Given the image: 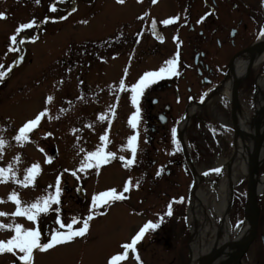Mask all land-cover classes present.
Wrapping results in <instances>:
<instances>
[{
    "label": "rangeland",
    "instance_id": "obj_1",
    "mask_svg": "<svg viewBox=\"0 0 264 264\" xmlns=\"http://www.w3.org/2000/svg\"><path fill=\"white\" fill-rule=\"evenodd\" d=\"M42 5L28 0H0V13L6 16L0 19V121L19 128L25 121L45 113L35 126V139L28 141L26 148L12 141L19 131H2L0 127V168H11L5 176L13 177L16 173L24 176L33 165H39L40 172L28 189L13 184L22 207L54 194L60 177L64 194L60 204L52 208L64 213L50 211L33 223L26 217H17L15 201L5 200L7 191L1 185L4 182H0V213H5L0 216V225L20 224L25 229L43 226L46 236L41 243H45L55 231H67L69 224L78 229L89 215L93 217L84 237L46 252L37 250L33 264H110L116 255L124 256L117 264H189L192 235L186 210L193 180L186 166L184 169L176 165L183 158L176 131L174 135L168 127L155 142L149 143L147 138L144 142L137 141L135 160L128 163L133 160L128 140L144 132L142 121L138 120L135 129L129 123L137 108L129 99L133 87L128 84L135 86L147 72H159L169 65L162 59L140 62L138 57L121 56L122 50L141 49L136 43L103 47L117 28L116 24H105L108 23L105 15L87 25L79 20L80 16L73 23L56 25L44 23ZM253 6H257L255 0ZM27 23L34 26L20 29ZM263 31L264 25L260 32ZM12 35H17L16 44L11 41ZM24 37H33L34 41H26ZM17 60L21 62L18 64ZM14 64L15 68L8 70ZM263 72L264 65L253 69L239 86L241 108L252 118L257 115L254 93ZM78 81L88 83L93 90L87 87L81 90L84 93L81 96ZM153 96L149 94V98ZM230 107L226 96L211 100L193 117L187 129L193 163L203 176L216 173L218 160L228 161L234 155ZM48 142L59 150V158L53 164H45ZM98 149L115 157L116 162L103 163L98 169L86 165L89 154ZM162 169H171L172 174L160 178L157 173ZM259 173L264 174V163ZM23 178L20 176L19 182ZM134 185L142 190L136 191ZM78 187L86 191L84 200L76 193ZM247 189V178L235 188L229 212L232 226L245 221ZM112 190L124 198L107 197L110 203L93 209V198ZM169 204L171 216L167 215ZM57 218L64 222L63 229L59 228ZM74 219L79 223H74ZM149 222L160 227L146 232L132 249L123 248ZM14 235L10 228L0 229V241L6 242ZM16 255L22 254L17 251L0 255V264H18L14 260ZM241 263L245 264L244 258Z\"/></svg>",
    "mask_w": 264,
    "mask_h": 264
},
{
    "label": "flooded vegetation",
    "instance_id": "obj_2",
    "mask_svg": "<svg viewBox=\"0 0 264 264\" xmlns=\"http://www.w3.org/2000/svg\"><path fill=\"white\" fill-rule=\"evenodd\" d=\"M28 1L31 4H43V20L47 23L54 22L56 25L73 23V19L79 16V20L87 25L90 21H99L100 16L105 15L108 22L105 24H116L117 28L115 34L107 38L103 47L114 48L126 42V45L136 43L141 48L137 51L122 50L124 54L121 56L138 57L140 62L162 59L166 64L169 60H176V73L171 76L165 73L163 78H157L155 82L150 83L148 92L145 89L137 102L136 108L140 109L138 120L144 125L142 135H136L138 142H144L146 138L149 143L155 142L168 127L173 134L177 123L185 116L190 105L212 93H219L217 88L229 79L234 58L253 45L264 24V0H255L256 7L253 6V0H156L155 3L152 0H125L123 4L117 0ZM53 6L56 8L55 12L51 10ZM165 20L173 22L166 25ZM95 52L98 55V52ZM83 53L86 54L87 51ZM138 83L139 80L135 85ZM77 85L81 96L84 95L81 90L87 87L93 90V87L82 81L76 82ZM128 86L132 88L134 84ZM149 94L155 96L149 98ZM217 95L214 99L223 96ZM129 99L132 100V92ZM166 100L168 102H164ZM0 127L2 131H19L14 124H3L1 121ZM36 131L37 129L31 131L27 140L17 141L15 137L12 141H17L22 148H26L28 141L35 139L33 133ZM46 148L50 154L56 149V145H50L48 142ZM45 159L47 161L48 158ZM176 165L186 169L184 158ZM164 170L157 173L160 178L172 174L171 169ZM184 171L188 175L186 170ZM26 175L16 173L13 177L5 176L4 184H1L7 191L5 200L11 199L13 184L24 189L33 185L22 186L21 182ZM20 176L23 179L19 182ZM260 176L263 177L264 174ZM61 182L60 180V185ZM134 189L142 190L137 185H134ZM257 208V229L253 244L244 257L245 264H264V188L259 194ZM55 211L58 215L64 213L61 209ZM57 219L60 225V218ZM52 223H55V220H52ZM39 229L41 238L45 237V228L40 226ZM18 257L16 255L14 260L22 264Z\"/></svg>",
    "mask_w": 264,
    "mask_h": 264
},
{
    "label": "bare ground",
    "instance_id": "obj_3",
    "mask_svg": "<svg viewBox=\"0 0 264 264\" xmlns=\"http://www.w3.org/2000/svg\"><path fill=\"white\" fill-rule=\"evenodd\" d=\"M264 46V31L260 38ZM264 65V50L254 57L242 55L233 63L231 76L221 87L220 94L229 100L234 99V83L253 69ZM256 100L257 115L251 117L247 111L239 106L236 124L233 126L234 155L228 161L218 160L216 167L219 172L198 175L196 184L192 187L188 207L186 210L187 222L191 231L190 256L192 264H197L200 258L212 253L229 241L244 240L250 230V211L242 225L235 230L230 224L228 215L231 194L235 188L247 178L249 159L256 147L257 141L264 132V77L257 80ZM209 101V100H208ZM207 105V103H206ZM205 105V106H206ZM204 107L192 105L188 115L180 123L177 138H183L187 143V129L195 115ZM261 165L264 163V141L260 153ZM200 173V172H199ZM209 185V186H208ZM254 188L260 192L264 188V176L256 177ZM232 250L224 248L215 263L220 264L228 258Z\"/></svg>",
    "mask_w": 264,
    "mask_h": 264
},
{
    "label": "snow or ice",
    "instance_id": "obj_4",
    "mask_svg": "<svg viewBox=\"0 0 264 264\" xmlns=\"http://www.w3.org/2000/svg\"><path fill=\"white\" fill-rule=\"evenodd\" d=\"M118 3L123 4L125 0H117ZM153 3L156 0H152ZM53 12L56 11V8L53 6L51 9ZM0 19H6V16L0 13ZM172 20H165L164 23L171 24ZM34 25L33 23L22 24L20 29H29L32 28ZM19 31V29H18ZM11 41L13 44L17 43V35L11 36ZM178 56V54H177ZM169 67L167 69L161 68L159 72H147L143 78L140 79L139 83L136 84L132 89V103L133 105H137L138 100L142 96L145 88L152 82H155L157 78H163L165 73L171 76L176 73V60H169L167 61ZM51 97H49V100ZM137 115H133L129 123L135 129L138 123V114L140 112L139 107H137ZM45 115L44 112L39 113L34 119H31L23 124L22 127L19 128V135L16 136L17 141H24L28 139V135L31 130L34 129L35 126H38L41 118ZM103 119V117H102ZM173 134L175 135V130H173ZM103 139V138H102ZM137 140L138 137L133 135L128 140V145L130 147L133 160L129 161L128 163H132L135 160L136 152H137ZM111 157L110 155L103 154L102 149H98L96 152L90 153L87 160L85 161L86 165H90L96 167L97 169L105 162H107ZM83 170V168L81 169ZM12 169H2L0 168V182L5 181V173L11 172ZM214 171L219 172L220 169H215ZM40 172L39 165H33L31 168L27 170V175L24 177L22 186L28 187L30 184H34L35 178L37 174ZM207 174V173H205ZM75 175V173H73ZM128 189L125 188V191ZM62 195V189L60 187V180L59 178L56 181L55 185V193L48 195L46 198L38 200L34 203L27 205L26 207H22V202L17 196V193H12V199L15 201L16 204V211L14 213L17 217H26L28 221L37 222L40 220L42 215L49 213L50 211H55L52 208V205H59L60 204V196ZM107 197H112L114 200H120L124 197L122 195L115 194V190L101 193L99 196L93 198L92 207L95 209L97 206H104L105 204L110 203L109 200L105 199ZM181 202L182 199H181ZM173 214L172 205L169 204L167 206V215L171 216ZM5 213H0V216H4ZM93 217L89 215L87 219L83 221L82 227L78 229H74L72 224L68 225L67 231H55L47 242L41 243V230L39 228L34 229H25L20 224H14L13 226H6L0 225V229L3 230H10L15 233V235L8 239L6 242L0 241V253L8 252L16 254L21 253L18 259L22 262V264H33V253L35 250H39L40 252H46L48 250L53 249L58 245H65L68 243L73 242L76 238L84 237L89 230V221H91ZM164 217L161 216L160 220L163 222ZM59 223V221H58ZM74 223H79L74 219ZM65 225L60 223V228L63 229ZM160 227L159 224L156 223H147L144 227L139 231V233L135 236V238L131 241L130 244H124L123 248L125 249H132L134 245L137 244L138 241L141 240L142 237L145 236L146 232L151 230H156ZM127 253H125V256ZM124 259V256L116 255L113 256L111 259L110 264H117L118 261ZM139 259V257H137Z\"/></svg>",
    "mask_w": 264,
    "mask_h": 264
},
{
    "label": "water",
    "instance_id": "obj_5",
    "mask_svg": "<svg viewBox=\"0 0 264 264\" xmlns=\"http://www.w3.org/2000/svg\"><path fill=\"white\" fill-rule=\"evenodd\" d=\"M263 50H264V46L261 45L260 41H257L251 48L243 51L241 53V56L248 54V55L254 57V55H256L257 53L263 52ZM238 58H240L239 55L234 60L237 61ZM232 69H233V66H232ZM250 73H251V70L249 69V71L244 75V77L242 79L236 80L234 83V99L232 100V112H231V118H232L233 126L236 124L237 113L239 112V106H240L239 86H240V83H242L249 76ZM262 76L264 77V75H262ZM208 102L209 101L206 100L204 102L199 103L198 105L200 107H205L206 103L208 104ZM263 141H264V132L261 135L260 139L256 143V147H255V149H254V151H253V153L249 159V165H248L249 167H248L247 204H246V209H245V211H246L245 216L248 214V210L250 211V230H249L248 236L244 240L234 239V241H229L228 243H226L223 247L225 249L228 248L229 250H232V252H230V255L228 256V258L225 259L220 264H242L241 262L245 256V254L247 253L249 247L253 243V238L255 236V232L257 229V222H258V216H259V209L257 208L258 193L254 188V180L259 175V167L261 164L260 153H261ZM181 145L183 148L185 158L189 162L191 170L193 172L194 184H196L199 172L197 171V169L193 163V160L189 154V150L187 149V147L183 141V138L181 139ZM56 158H57V153H55V155L52 154L50 161H54ZM115 159H116L115 157L110 158L107 161V164L114 163ZM84 194L85 193L82 189L78 190V195L81 199H84ZM233 201H234V191L231 194L228 214H229L230 209L233 205ZM224 248L221 247L219 249H216L212 253L210 252V253L203 255L197 264H217V263H215V260H216V258H218L222 254ZM189 264H192V262L190 261Z\"/></svg>",
    "mask_w": 264,
    "mask_h": 264
}]
</instances>
